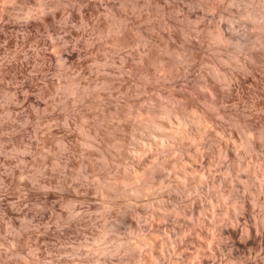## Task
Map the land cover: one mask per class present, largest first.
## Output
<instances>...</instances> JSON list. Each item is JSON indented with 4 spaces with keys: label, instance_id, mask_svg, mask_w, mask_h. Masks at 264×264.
I'll use <instances>...</instances> for the list:
<instances>
[{
    "label": "rangeland",
    "instance_id": "1",
    "mask_svg": "<svg viewBox=\"0 0 264 264\" xmlns=\"http://www.w3.org/2000/svg\"><path fill=\"white\" fill-rule=\"evenodd\" d=\"M193 1L0 0V264H264L251 4Z\"/></svg>",
    "mask_w": 264,
    "mask_h": 264
},
{
    "label": "bare ground",
    "instance_id": "2",
    "mask_svg": "<svg viewBox=\"0 0 264 264\" xmlns=\"http://www.w3.org/2000/svg\"><path fill=\"white\" fill-rule=\"evenodd\" d=\"M193 2H195L194 4L199 3L203 6L205 5V7H207L208 9L220 8L219 9L220 11L218 10L219 11L218 14H220V17H224L226 15V13H224L225 11H223V10H225L224 4H225L226 0H210V1L209 0H196ZM229 3L230 4H236L237 0H229ZM249 3L251 4V6H249L248 8H244V9L242 8L241 13H237V14H240V15L242 14L243 18L246 17V19H248L250 25L252 26V28H254V33L252 32V35L250 34L249 36H246L245 38H243L242 35H241V38L236 37L234 34L229 35L230 33H227L229 30L226 32L225 28L221 24L220 25L218 24L219 26H217L215 28V30L209 31V38L211 41H213L216 44H219V45L223 46V48L227 49L224 51H231V53H229L227 56H223L225 54L222 55L223 57L220 58L221 62H228L229 60H235L237 62L239 60H241L245 64H247V62H260V61L262 62L261 64H263V62H264V0H249ZM201 5H199V6H201ZM237 11H239V9ZM201 14H202V12H201ZM227 16L229 18H231V16H229V14H227ZM218 17H219V15H218ZM218 17H216V18L218 19ZM223 21H225V20H223ZM228 23H230V22H228ZM250 25H249V27L251 28ZM226 26H227V23H226L225 27ZM229 26H230V24H229ZM212 27H214V26H212ZM232 29H234V28H232ZM232 29L230 27V31ZM248 34H249V32H248ZM205 35H207V34H205ZM243 35H245V34H243ZM215 47H217V46H215ZM218 56H220V55L218 54L217 57ZM247 67H249V66H247ZM221 69L219 67L218 62H215L212 64V70L215 74H219ZM226 76H228V75H226ZM218 80H219V78H218Z\"/></svg>",
    "mask_w": 264,
    "mask_h": 264
}]
</instances>
